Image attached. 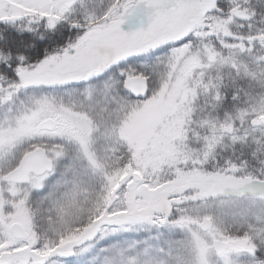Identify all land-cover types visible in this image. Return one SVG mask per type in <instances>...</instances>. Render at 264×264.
<instances>
[{"label": "snow or ice", "instance_id": "snow-or-ice-1", "mask_svg": "<svg viewBox=\"0 0 264 264\" xmlns=\"http://www.w3.org/2000/svg\"><path fill=\"white\" fill-rule=\"evenodd\" d=\"M0 264H264V0H0Z\"/></svg>", "mask_w": 264, "mask_h": 264}]
</instances>
